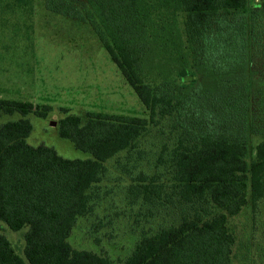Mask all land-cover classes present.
Here are the masks:
<instances>
[{
    "label": "trees",
    "instance_id": "16d2710c",
    "mask_svg": "<svg viewBox=\"0 0 264 264\" xmlns=\"http://www.w3.org/2000/svg\"><path fill=\"white\" fill-rule=\"evenodd\" d=\"M259 1L44 0L48 10L91 27L149 116L63 110L60 137L88 156L66 159L27 142L28 116L47 117L51 106L0 99V116L20 117L0 126V221L13 231L28 228L25 258L0 235V264H234L230 219L249 211L255 225L264 211ZM150 127L167 136L169 192L152 179L130 185L126 200L185 206L182 213L142 231L123 261L74 249L68 240L95 211L106 163L139 151Z\"/></svg>",
    "mask_w": 264,
    "mask_h": 264
},
{
    "label": "rangeland",
    "instance_id": "374dc122",
    "mask_svg": "<svg viewBox=\"0 0 264 264\" xmlns=\"http://www.w3.org/2000/svg\"><path fill=\"white\" fill-rule=\"evenodd\" d=\"M258 2L249 0V5ZM0 99L51 106L47 117L28 116L32 132L27 142L51 147L66 159L88 156L60 137L59 122L67 115L63 110L78 116L85 112L149 116L91 27L48 10L44 0H0ZM19 118L0 116V126ZM166 138L163 128L150 127L138 143L139 151L106 163L95 211L78 221L68 240L74 249L123 261L142 231L154 232L182 213L185 206L153 208L142 206L140 199L126 200L130 185L148 184L152 179L169 192L171 168L166 155L162 156ZM251 143L254 146L256 141ZM249 213L230 219L237 235L234 264H264V211L255 225ZM27 230L13 231L0 221V235L22 258Z\"/></svg>",
    "mask_w": 264,
    "mask_h": 264
},
{
    "label": "water",
    "instance_id": "95a60500",
    "mask_svg": "<svg viewBox=\"0 0 264 264\" xmlns=\"http://www.w3.org/2000/svg\"><path fill=\"white\" fill-rule=\"evenodd\" d=\"M51 125H52V126H55V125H56V123H55V122H51Z\"/></svg>",
    "mask_w": 264,
    "mask_h": 264
}]
</instances>
